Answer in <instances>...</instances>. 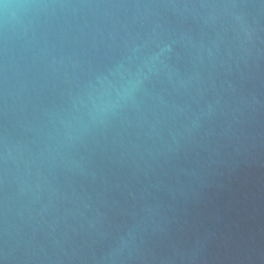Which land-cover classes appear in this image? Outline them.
<instances>
[{"label": "water", "instance_id": "water-1", "mask_svg": "<svg viewBox=\"0 0 264 264\" xmlns=\"http://www.w3.org/2000/svg\"><path fill=\"white\" fill-rule=\"evenodd\" d=\"M0 264H264V0H0Z\"/></svg>", "mask_w": 264, "mask_h": 264}]
</instances>
